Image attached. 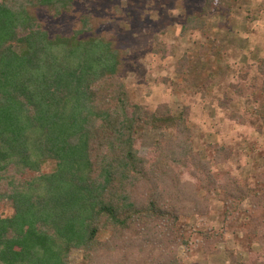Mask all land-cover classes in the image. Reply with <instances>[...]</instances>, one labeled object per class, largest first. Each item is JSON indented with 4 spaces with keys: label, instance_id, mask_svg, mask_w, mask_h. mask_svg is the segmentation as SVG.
I'll return each instance as SVG.
<instances>
[{
    "label": "trees",
    "instance_id": "1",
    "mask_svg": "<svg viewBox=\"0 0 264 264\" xmlns=\"http://www.w3.org/2000/svg\"><path fill=\"white\" fill-rule=\"evenodd\" d=\"M74 2L0 0V205L12 211L0 217V264H71L73 250L79 264H185L180 250L195 249L204 264H264L219 246L229 229L264 251L261 151L250 147L254 173L242 180L222 169L232 146L196 151L187 109L131 103L125 52L98 18L80 14L67 35L44 29L40 11L58 19ZM206 25L191 16L181 30L206 35ZM258 69L264 78V58ZM249 97L264 117V87ZM152 128L159 139L142 155L138 134ZM212 202L220 227L187 230L181 222L211 216Z\"/></svg>",
    "mask_w": 264,
    "mask_h": 264
},
{
    "label": "rangeland",
    "instance_id": "2",
    "mask_svg": "<svg viewBox=\"0 0 264 264\" xmlns=\"http://www.w3.org/2000/svg\"><path fill=\"white\" fill-rule=\"evenodd\" d=\"M80 14L98 18V33L125 52L119 80L131 103L150 112L161 106L174 114L187 109L194 146L202 158H210L209 145L232 146L235 153L222 169L242 180L254 173L250 147L257 146L264 156V117L249 96L264 87L258 69L264 58V0H75L71 14L53 19L40 11L39 19L52 37L69 34ZM202 14L206 35L182 32L187 18ZM230 112L244 116L246 124L231 121ZM159 136L157 128L143 129L138 134L140 154ZM50 169L45 166L43 172ZM211 207L212 215L206 219L194 216L181 223L187 230L207 224L219 228L220 205L212 202ZM11 213L8 206L0 205L1 218ZM238 236L228 229L226 243L219 246L264 262V251L251 239ZM188 252L180 250L185 264H204L196 249ZM69 261L79 264L81 253L73 250ZM212 264H218V258Z\"/></svg>",
    "mask_w": 264,
    "mask_h": 264
}]
</instances>
